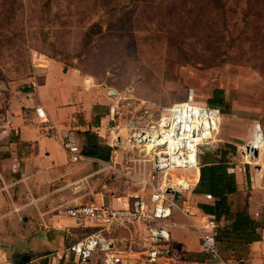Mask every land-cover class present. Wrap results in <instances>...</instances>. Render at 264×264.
I'll return each mask as SVG.
<instances>
[{
  "label": "rangeland",
  "instance_id": "rangeland-1",
  "mask_svg": "<svg viewBox=\"0 0 264 264\" xmlns=\"http://www.w3.org/2000/svg\"><path fill=\"white\" fill-rule=\"evenodd\" d=\"M247 2L245 11H234ZM52 61L78 71L107 96L114 93L92 111V124L97 117L111 119L108 136L126 145L118 146L123 158L115 155L105 170L102 182L112 188L133 186L129 174L150 177L152 163L130 138L159 112L189 99L220 112L205 142L227 141L246 151L257 131L251 141L240 139L258 122L264 139V0H0V101L33 86L31 77ZM215 88L222 89V105L208 103ZM92 129L82 135L85 148L96 137ZM184 174L176 169L168 177ZM186 176L192 180L191 169Z\"/></svg>",
  "mask_w": 264,
  "mask_h": 264
},
{
  "label": "crops",
  "instance_id": "crops-1",
  "mask_svg": "<svg viewBox=\"0 0 264 264\" xmlns=\"http://www.w3.org/2000/svg\"><path fill=\"white\" fill-rule=\"evenodd\" d=\"M30 80L33 86L9 91L0 101V264H104L102 253L83 262L70 250L82 238L81 231L92 227L79 226L65 210L76 203L117 207L124 195L149 198L135 179H130L133 186L120 189L102 182L115 155L123 158L118 146L126 145L120 138L115 143L108 136L105 122L114 125L111 119L97 117L92 124V111L95 105L111 102L114 93L107 96L104 88L91 87L89 79L59 61L50 62ZM39 106L46 109L55 137L42 130L36 112ZM91 127L96 137L84 148L83 157L72 161L64 147L65 134L73 131L82 145V135ZM253 127L249 124L241 141L246 137L251 141L257 131ZM228 144L237 145L224 143ZM92 145L110 151L111 160L88 156ZM237 151V156L220 162L230 164L228 172L235 175V190L227 194L229 209L221 215L216 232L222 260L213 261L201 248L202 234L210 231L207 220L214 214L204 212L200 203L216 199L194 191L200 181V166L191 170V191L177 199L181 208H174L163 222L170 230L172 251L155 264H264V154L259 152L256 157ZM244 212L249 222L240 219ZM253 232L259 237L251 241ZM109 236L119 264H152L147 258L146 247L151 241L144 222Z\"/></svg>",
  "mask_w": 264,
  "mask_h": 264
},
{
  "label": "built area",
  "instance_id": "built-area-1",
  "mask_svg": "<svg viewBox=\"0 0 264 264\" xmlns=\"http://www.w3.org/2000/svg\"><path fill=\"white\" fill-rule=\"evenodd\" d=\"M193 93V92H191ZM194 95V93H193ZM115 107L111 108L114 112ZM217 112V115L213 113ZM38 118L43 123L42 130L47 136L55 137L54 127L49 124L46 109L43 106L36 108ZM219 110L203 105H198L189 99L174 105L172 108L159 112L145 127L140 128L130 138L143 154L144 160H150L153 171L150 177L136 178V184L149 193L146 199L140 195H124L120 199V205L115 207L106 204L76 203L68 207L65 212L73 218L81 227H92L95 231L72 244L70 250L77 255L80 261H88L95 253L103 254L104 264H119L120 257L113 252V241L110 234L120 229L130 227L132 224L142 221L146 225L148 238L151 241L148 250V262L155 264L167 253H171V234L168 220L174 208H181L178 200L167 188L172 187L180 192V195L191 191L192 180L188 179V170L198 167L197 149L200 143L205 142L204 131L216 129L220 117ZM134 127L139 128L136 122ZM211 127V128H210ZM257 135L262 138L261 147L264 146L260 123L255 125ZM64 147L72 161L83 157V146L78 144L76 134L69 131L65 134ZM259 148V150L261 149ZM127 155L126 160L130 161ZM139 160V159H138ZM131 166H125L129 169ZM176 169H183V178L170 179L168 173ZM190 178V177H189ZM207 199H214L210 193L205 194ZM186 212H189L186 210ZM209 232L202 234V251L210 256L213 261H221V255L216 240L218 221L212 215L207 220Z\"/></svg>",
  "mask_w": 264,
  "mask_h": 264
},
{
  "label": "trees",
  "instance_id": "trees-1",
  "mask_svg": "<svg viewBox=\"0 0 264 264\" xmlns=\"http://www.w3.org/2000/svg\"><path fill=\"white\" fill-rule=\"evenodd\" d=\"M248 7H249V4L247 2V4L244 7L238 6L237 8L234 9V11L236 13H241V11H245V9ZM222 39H225V37H222ZM234 44L235 42H233L232 47L234 46ZM219 92H222L221 88H215L213 90V96L208 100V103L210 105H222L223 104L224 99L219 97ZM228 146L232 148H236V146L232 144H228ZM229 167H230V164L228 163L210 164V165L202 166L200 169V181L198 183V186L194 190L196 193H211L215 197L216 200L213 203H200V208L206 213L214 214L213 216L216 218L218 222H219V219L221 218V215L227 214L228 209H229L227 194L235 190V175L234 173L228 172ZM239 217L242 221L249 222L247 213L245 212L240 213ZM244 224H247V223H244ZM219 228H220V225L216 229V232H218ZM90 230L91 232L89 234L93 233L95 231V228H92ZM254 233L255 232L251 233L253 235L250 236L249 240L252 241L253 239H257L259 237L258 235H255ZM217 236L218 235L216 233V240H217Z\"/></svg>",
  "mask_w": 264,
  "mask_h": 264
},
{
  "label": "water",
  "instance_id": "water-1",
  "mask_svg": "<svg viewBox=\"0 0 264 264\" xmlns=\"http://www.w3.org/2000/svg\"><path fill=\"white\" fill-rule=\"evenodd\" d=\"M83 146V145H82ZM84 146L83 151L84 152ZM102 149H90V151L87 153L88 156H94V157H100L104 160L110 159V154L106 155L102 152H100ZM104 150V149H103ZM246 153L252 155V156H258L259 149L252 145V143H249L246 146ZM238 151L232 147L225 146L224 144L221 145H214L210 142L200 143L198 145L197 149V161L198 166H204L207 164H213V163H220L225 162L230 159L231 156H237ZM167 192L172 193L175 197V199H178L180 196V192L172 187L167 188Z\"/></svg>",
  "mask_w": 264,
  "mask_h": 264
},
{
  "label": "bare ground",
  "instance_id": "bare-ground-1",
  "mask_svg": "<svg viewBox=\"0 0 264 264\" xmlns=\"http://www.w3.org/2000/svg\"><path fill=\"white\" fill-rule=\"evenodd\" d=\"M213 113H215V115H217V112L216 111H214ZM219 117V116H218ZM211 128V127H210ZM131 137H133V136H131ZM204 138H210V131H209V129L208 128H206L205 129V131H204V135H203V139ZM258 139H257V141L256 142H254L252 145L253 146H255V147H261V144H262V138L259 136V137H257ZM199 167V166H198ZM198 167L196 168V169H198Z\"/></svg>",
  "mask_w": 264,
  "mask_h": 264
},
{
  "label": "flooded vegetation",
  "instance_id": "flooded-vegetation-1",
  "mask_svg": "<svg viewBox=\"0 0 264 264\" xmlns=\"http://www.w3.org/2000/svg\"><path fill=\"white\" fill-rule=\"evenodd\" d=\"M94 146V145H93ZM94 148H96L95 146H94Z\"/></svg>",
  "mask_w": 264,
  "mask_h": 264
}]
</instances>
